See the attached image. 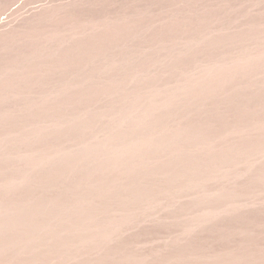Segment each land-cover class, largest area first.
Returning <instances> with one entry per match:
<instances>
[{
    "label": "rangeland",
    "instance_id": "rangeland-1",
    "mask_svg": "<svg viewBox=\"0 0 264 264\" xmlns=\"http://www.w3.org/2000/svg\"><path fill=\"white\" fill-rule=\"evenodd\" d=\"M0 264H264V0H0Z\"/></svg>",
    "mask_w": 264,
    "mask_h": 264
}]
</instances>
